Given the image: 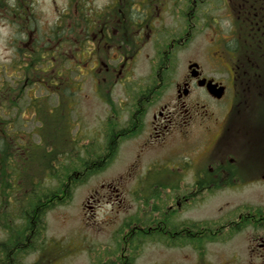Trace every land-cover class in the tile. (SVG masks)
<instances>
[{
	"label": "flooded vegetation",
	"instance_id": "1",
	"mask_svg": "<svg viewBox=\"0 0 264 264\" xmlns=\"http://www.w3.org/2000/svg\"><path fill=\"white\" fill-rule=\"evenodd\" d=\"M156 1L133 0L132 4V0H109V4L95 14H92L93 9L89 10L86 62L91 64L90 71L99 67L95 71L96 74L105 73L118 82L124 77L126 65L134 60L140 48L149 43L155 48L157 58L151 83L141 90L125 91L128 104L120 106V112L117 115L112 114L99 131L92 132L97 142L102 140L100 146L104 152L100 150L97 158L90 159L89 168L101 173L107 170L111 163L119 160L120 153L124 155L130 153L134 156L131 161L124 157L122 171L135 178L131 185L132 190L148 194L143 196L149 198L143 204L149 206L152 220L149 226L143 227L139 218L134 217L132 226L125 231L123 239L131 237L141 240L145 236L150 240L152 238L167 240L170 244L175 242L176 248L187 249L193 254L194 262L191 264H264V203L253 204L250 199L239 201L225 211L219 208V214L210 219L182 216L183 213L203 204L204 194L237 193L246 186L264 185L263 151L252 152L250 147L249 152H235L236 141L234 137H226V125L219 129L216 141L220 139L215 146L216 153L211 155V163L207 167L200 157L194 156L187 161L180 159L178 157L180 155L173 156L175 159L166 158L167 160L159 163L153 159L141 163L142 155L145 156L157 146V148L166 146L167 136L171 137L174 134L179 136L180 141H185L191 133V136L196 137L191 150L194 152L202 150L200 144L204 135L210 131V127L201 125L200 134L199 130L198 133L192 134L190 112L195 110L198 113L196 110L199 102L205 101L206 104L200 107L204 112L198 113V116L211 119L213 113L207 109V105L219 106L228 99L226 84L219 78L204 74L197 60L190 59L186 61L187 73L182 74L177 82H173L175 94L171 102L162 103L151 112L150 107L164 96L166 85L172 81L165 71L169 70L171 62L187 47L196 29L205 25L204 9L200 7V4L203 6L200 0H175L177 6L178 2L182 3L179 21L181 30L173 32L160 28L156 25L160 20L156 18L158 16ZM227 1L228 24L225 28L216 26L215 31L219 39L217 45H221L223 54L228 55V61L221 53L215 61L224 68L227 64L229 78L231 76L234 80L239 48L244 46L251 54L253 52L262 54L264 51V0ZM223 31L227 32L226 37L221 36ZM159 33L166 34L161 39L160 46L157 45ZM226 44L229 48L232 47L233 51L226 50ZM156 45L159 50H156ZM123 49L128 53H124ZM132 50L133 53L129 54ZM105 51L108 53L105 54ZM247 60L251 64L254 61L252 57ZM108 61H118L120 67L117 72L107 64ZM224 61L227 62L223 63ZM193 64L197 67L189 69ZM202 80L205 83L199 85ZM208 82L216 85L215 90L223 88L221 97L217 98L207 91ZM195 92H198L201 98L195 96L191 104H187V99L189 100ZM75 93L76 91L73 92V96ZM95 93L99 96L96 89ZM179 112H183L188 120H176ZM9 140L14 154L20 156L27 154L28 147L16 145L13 137ZM135 140L140 141L137 143L136 152L132 146H128ZM231 149L234 153L228 152H232ZM184 151L187 149L182 150ZM111 155H114L111 163L104 167ZM203 155L205 156V152ZM164 161L170 162V167H165ZM26 172L25 169L0 168V264H25V257L39 254L45 249L42 219H27V216H22L20 210L28 198L29 190L22 184ZM187 178L189 179L186 181ZM159 181L163 183L159 184ZM4 197L6 201L2 200ZM196 205L198 206L195 207ZM227 205L228 203L225 207ZM229 242L234 243L233 248L223 254L221 251L215 253L216 251L206 248L207 245H227ZM122 251L128 254L121 253L123 254L121 257H128L136 256L139 250L136 248ZM207 256L216 259L209 260ZM122 264H130V261L126 263L123 261Z\"/></svg>",
	"mask_w": 264,
	"mask_h": 264
},
{
	"label": "rangeland",
	"instance_id": "2",
	"mask_svg": "<svg viewBox=\"0 0 264 264\" xmlns=\"http://www.w3.org/2000/svg\"><path fill=\"white\" fill-rule=\"evenodd\" d=\"M200 1L203 4V6L200 4V7L204 9L203 21L205 25L204 27L201 25V28L196 29L187 47L171 62L169 70L165 71L168 75L167 77L172 80L170 82L171 85H166L164 96L159 98V101H156L150 107V110L153 112L162 103L171 102L175 94L173 82H177L181 75L187 71L186 61L190 59L197 60L204 74L216 79L219 78L226 84L228 87V99L226 97L227 100L221 102L219 106L207 105V109L213 113L211 119H204L198 116V113L204 112L200 107L206 104L205 101L199 102L196 110L198 113L195 110L190 112L192 118L189 121L191 122L190 132L192 131V134L198 133L199 129L202 130L201 125L210 127V131L204 135L202 142L200 141L202 150L197 152L191 150V146L195 145L193 140L196 139L195 136H191V133L188 134V138L185 141H180L179 136L174 134L171 137L167 136L165 140L167 142L166 146L162 148H157V146L155 150L148 151L145 156L142 155V164L152 159L157 160L159 163L166 158L175 159L173 156L180 155L178 156L180 159L187 161L193 159L194 156L200 157V160L203 159L204 166L207 167L211 163V155L216 153L215 146L220 139L216 141L219 129L228 124L234 126L235 121H230L231 112L235 106L234 80H232L231 76L229 78L228 65H224L226 67L224 68L215 61L220 53L228 61V55L223 54L221 45H217L219 39L215 31L216 26L225 28L228 24V1ZM178 3L179 5L177 6L175 0L156 1L158 9H161L159 11L155 7L158 15L156 18L160 19L156 23L157 26L173 32L181 30L179 21L180 5L182 3ZM30 4L32 6L31 13L29 14L28 12V15L21 23V29H19L21 24L12 25L8 11L0 8V89H8V92L15 97V104L11 109L4 107L5 104L0 102V119L3 121L10 119L12 121L10 134L15 139L16 145L25 147L31 145L34 150L33 153L38 150L35 147V145L38 146L37 144L40 141L38 128L40 125L47 128L48 126L45 122H40L39 114L37 115L35 112V106L39 105L38 101L42 104L45 103L46 109L43 110H46L48 114L51 109L57 106L60 99L53 93V89L46 90L43 84L30 86L26 79L21 81L22 86H19L17 81L29 73L28 52L35 48L33 42H38L42 35H51L52 29L59 25L60 33L56 29L58 40L54 42L58 43L62 42V40L66 42L61 47L60 52L63 53L69 62L70 60L72 62L70 64V68L73 70L72 78L77 80L79 91L71 98L69 111L67 110L68 105L63 110H60L61 125L59 130L62 127L60 132L54 126H51V128L56 133L58 140L68 138L69 134L72 139L75 138L77 140V143L75 141V149L78 150V155L86 158L87 155L84 153L83 148L89 142L92 143L94 138L92 132L96 133L99 131L112 114L117 115L120 112V106L128 104L125 91L141 90L151 83L157 62L155 48L151 43L140 48L134 60L126 65L123 73L124 77L119 79L118 82L113 78L114 85L111 87L110 92L111 99L115 105L114 108L116 109V112L113 113L110 107L95 93L97 84L100 81L97 79H102L105 75L102 73L96 74L97 72L95 71L99 67L90 71L91 64L86 62V53L80 55L75 49L87 43L84 20L87 21L90 8L93 9L92 14H95V12L107 6L109 0H31ZM81 4L84 7L82 14L77 9ZM17 21L20 22V20ZM200 24H202V19ZM21 33L24 34L23 38H21ZM165 35L164 33L157 34L158 46L162 43L161 39ZM226 35L227 32L225 31L221 33L223 37H226ZM83 38L86 40L80 43ZM53 43H51L52 46H54ZM221 44L223 45V41H221ZM158 46L156 50H159ZM19 48H23L26 52L23 51L24 53L22 52L23 55H21L22 53L20 54L18 51ZM104 53L107 54L108 52L105 51ZM107 64L116 69L115 72L120 67L118 61H108ZM76 65L78 66L75 69ZM41 76L42 78L44 77L43 74ZM195 96L201 98V95L195 92L189 100L187 99V104H191V100ZM65 103L68 104V101ZM55 111L52 110L50 112L51 122H54ZM47 114L43 117H46ZM121 115L123 114L121 113ZM176 120L187 121L188 119L183 112H179ZM263 128L264 125L259 127L248 126L247 129H243V126H241L238 130V138L236 137V142H234L235 152H249L250 147L252 152H264L262 150V147H264ZM101 143L102 140L100 139L95 146L98 147ZM137 143H140V141L135 140L129 143L128 146H132V149L136 152ZM198 143L199 141L196 145ZM70 144L73 143L70 142ZM48 145L52 148L51 144ZM10 147L12 148L11 145ZM212 147L213 149H211ZM93 148L94 145L88 146V152L92 151ZM183 149H187V151L182 152ZM204 152L205 156L203 155ZM228 152L234 153L233 150ZM124 157L131 161L130 159L134 156L130 153L127 155L120 153L119 160L113 164L111 163L107 170L96 173L86 178L82 183H78L73 189L70 202L62 206H56L45 213L43 216L45 223L43 240L45 249L39 254L25 257V264L30 262H34V264H101L104 262L109 264L113 261L115 262L116 256H118L116 262L118 264H122L123 261L124 263L130 261V264H191L194 262V256L189 250L176 248L175 242L170 244L167 240L160 241L154 238L151 240L133 239L134 242L129 243L130 248L126 247V243H124L122 238L125 236V231L132 226L133 218H139L140 225L144 227L150 225L152 216L149 206L143 204L145 199L143 196L148 194L132 190L131 185H133L135 178L129 176L126 171H122ZM21 158H26V155H14V163H19ZM61 159L62 164H65L70 158H68V155L64 156L63 154ZM163 164L165 167H170L171 163L164 161ZM37 165V163H34V166ZM59 165L60 162L57 166ZM26 170L22 184L26 185L28 190H30V181L38 179L36 176L38 170L36 168H28ZM42 180H45L44 176ZM43 184L51 185L48 180L43 181ZM204 195L205 201L203 204H199V207L196 205V209L189 210L183 213L182 216L192 219H210L219 214V208L225 211L239 201L244 202L250 199L253 204L264 203V185L246 186L237 193L222 192ZM227 203L228 205L225 207ZM232 244L234 243L229 242L227 245L212 244L207 245L206 248L216 251L215 253L221 251L220 253L223 254L233 248ZM134 247L139 250L136 256L121 257L123 255L121 253L128 254L122 250H131ZM207 258L209 260L216 259V257L212 256H207Z\"/></svg>",
	"mask_w": 264,
	"mask_h": 264
},
{
	"label": "trees",
	"instance_id": "3",
	"mask_svg": "<svg viewBox=\"0 0 264 264\" xmlns=\"http://www.w3.org/2000/svg\"><path fill=\"white\" fill-rule=\"evenodd\" d=\"M30 1L31 0H0V8L6 9L8 11V16L12 21V25L16 26L15 24L18 25L24 21L25 17L28 15V12L29 14L31 13L32 6ZM80 6L77 9L79 13L82 14L84 7L83 4ZM97 15L100 16L101 14ZM17 20H20V22ZM87 27L88 21L84 20V30L86 31V34ZM21 28L22 24L19 29ZM56 29L59 31L60 26H55V28L51 31V35H42L38 41L39 44L37 41L33 42V46H35V48H32L30 52H28L29 73L26 76H22V78L18 81L19 86H22L21 81H25L26 79L30 86H40L43 84L46 90L53 89L52 91L56 94L57 98L62 100L61 103L60 100H58L57 106L51 109L48 114L46 110H43L46 109L45 103L42 104L40 101H38L39 105L35 106V112L37 115L39 114L40 122L43 121L48 126L47 128L40 125L38 128L40 131V141L37 144L38 146L35 145L38 150L33 153L34 150L30 145L27 150L26 158H21L19 163H14L13 156L16 154L11 151L9 140V138L12 137L9 126L12 121H3L0 119V134L2 136L0 138V168H9L14 170L36 168L38 170V173L36 174L38 179H33L30 181L31 188L28 191L27 201L25 205L20 207V210L22 211V216H27V219L34 218L37 220L41 218L42 221L43 216L47 211L56 206L65 205V203L71 201L73 189L78 183H82L86 178L97 173L96 170H90L89 161L92 157L97 158L98 153L101 150L100 145H98V147L95 146L97 141L95 138H93L92 143L89 142L83 148L84 153L87 155L86 158L81 157L78 155V150L75 149V141L77 143L75 138L72 139L69 134V137L67 136L68 138L58 140L56 133H54L53 129L51 128V126H54V128L60 132L62 129L61 127L59 130L61 125L60 110H63V108L68 105L67 110L69 111V103L71 102L73 92L79 91V84L77 80L72 78L73 70L70 68V64L72 62L71 60L69 62L63 53L60 52L61 47H63L66 42L63 40L62 42L58 43L54 42L58 40ZM85 40L86 39L83 38L80 43ZM51 43H53L54 46H52ZM85 44L75 48L80 55L87 53L86 48L88 46L86 44V47ZM230 49L233 51V48H229V45L226 44V50L231 51ZM238 50L233 81L235 91V106L232 109L230 116V121H235V123L234 126L231 124L227 125L225 134L226 137H234L233 139L235 140L236 137L238 138V130L241 126H243V129H247L248 126L259 127L264 125V51H262V54L261 52H253V54H251L250 50L244 46ZM18 51L20 54L23 51L26 52L23 48H19ZM123 51L124 53H128L126 49H123ZM23 53L21 55H23ZM132 53L133 50L129 52V54ZM258 56L260 57L258 60H256ZM250 57L254 59L252 64L247 60ZM77 66L78 65L75 66V69ZM42 74L44 75L43 78L41 76ZM103 74L105 75L104 78L97 79L100 81L97 84L96 90L99 97L105 102L107 106L110 107L111 111L115 113V105L110 96L111 87L114 85V79L112 76L109 77L107 74ZM5 90L6 89H0V102L5 104L4 107L11 109L15 104V97L8 92V89L6 92H4ZM67 101L68 104L65 103ZM52 110H56L54 122H51L50 120V112ZM46 114L47 116L43 117ZM262 130L264 131V128ZM70 142L73 144H70ZM48 144H51L52 148ZM90 145H94V148L92 151L88 152L87 148ZM101 151L104 152V149ZM63 154L64 156L68 155V158H70L65 164H62L61 157ZM112 157H114V155L109 157V159L105 162L104 167H107L111 163ZM59 162L60 165L57 166ZM34 163H37L38 165L34 166ZM43 176L45 177V180H42ZM46 180L50 181L51 185L43 184V181ZM158 183L162 184L163 182L159 181ZM5 193L6 192L4 191L3 194ZM147 199L149 198L146 197L144 201H147ZM2 200L6 201V197H4ZM133 239L134 238L131 237H128L127 239L122 238L124 243H126V247L130 246L129 243L134 242ZM143 239L147 238L144 236ZM136 248L137 247H134L132 249ZM116 257L117 258L115 262L113 261L109 264H118L116 263L118 256ZM101 264L107 263L104 262Z\"/></svg>",
	"mask_w": 264,
	"mask_h": 264
},
{
	"label": "water",
	"instance_id": "4",
	"mask_svg": "<svg viewBox=\"0 0 264 264\" xmlns=\"http://www.w3.org/2000/svg\"><path fill=\"white\" fill-rule=\"evenodd\" d=\"M196 67H197V65H196V64H193V65L189 66V69H191V68H196ZM193 70H195V69H193ZM192 74L195 75L193 72H192ZM203 83H205L204 80L200 81V82H199V85H202ZM215 86H216V85L212 84L211 82H208V83H207V91H208L211 95H213V96L219 98V97H221V95H222L223 88H220L219 90H215Z\"/></svg>",
	"mask_w": 264,
	"mask_h": 264
},
{
	"label": "clouds",
	"instance_id": "5",
	"mask_svg": "<svg viewBox=\"0 0 264 264\" xmlns=\"http://www.w3.org/2000/svg\"><path fill=\"white\" fill-rule=\"evenodd\" d=\"M20 35H21V38H23V37H24V34H23V33H21Z\"/></svg>",
	"mask_w": 264,
	"mask_h": 264
}]
</instances>
